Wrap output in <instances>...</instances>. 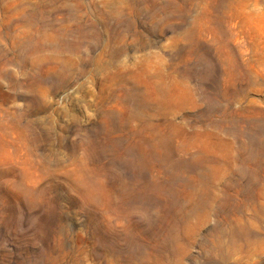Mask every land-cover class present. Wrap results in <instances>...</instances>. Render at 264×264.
Masks as SVG:
<instances>
[{
	"label": "rangeland",
	"instance_id": "1",
	"mask_svg": "<svg viewBox=\"0 0 264 264\" xmlns=\"http://www.w3.org/2000/svg\"><path fill=\"white\" fill-rule=\"evenodd\" d=\"M0 264H264V0H0Z\"/></svg>",
	"mask_w": 264,
	"mask_h": 264
}]
</instances>
